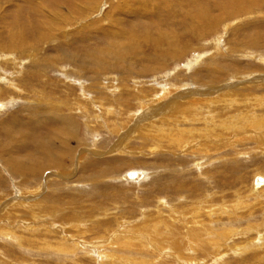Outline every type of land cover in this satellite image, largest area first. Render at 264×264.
Masks as SVG:
<instances>
[{
  "label": "rangeland",
  "instance_id": "obj_1",
  "mask_svg": "<svg viewBox=\"0 0 264 264\" xmlns=\"http://www.w3.org/2000/svg\"><path fill=\"white\" fill-rule=\"evenodd\" d=\"M77 1L0 0V264H264V128L206 130L179 148L157 138L150 127L163 116L153 117L139 104L144 99L150 110L164 106L160 93L171 83L167 106L174 105L166 113L171 118L198 107L199 96L181 93L200 89L207 95L216 87V95L201 97L213 99L208 109L217 119L247 113V99L264 96V40L250 44L264 33V2L258 10L261 29L249 26L245 14L201 40L196 31L177 26L179 41L192 43L190 52L173 60L165 54L168 60L161 62L155 53L168 46L163 39L156 44L147 38L157 42L159 33H172L170 22L177 23L162 0H85L92 9L78 20ZM177 1L166 3L177 11ZM147 6L150 16L143 15ZM56 13L70 22L62 24ZM217 39L222 40L219 54ZM197 57L202 59L188 67ZM39 110L73 117V132L61 125L51 132L45 121L10 122ZM181 124L190 128L188 122ZM5 129L9 135L4 136ZM52 136L57 137L54 148L62 144L71 152L59 161L66 171L60 170L62 164L28 178L12 171L18 151H28L29 160L20 162L31 164L44 157ZM138 172L145 174L143 180ZM238 201L246 204L235 214L208 217L210 208L222 210ZM256 225L262 226L250 228ZM231 226L246 234L225 238L219 249L211 247L215 232ZM123 236L143 242L131 251L118 250ZM45 240L90 252L56 253L43 246ZM253 241L255 246L240 249Z\"/></svg>",
  "mask_w": 264,
  "mask_h": 264
},
{
  "label": "bare ground",
  "instance_id": "obj_2",
  "mask_svg": "<svg viewBox=\"0 0 264 264\" xmlns=\"http://www.w3.org/2000/svg\"><path fill=\"white\" fill-rule=\"evenodd\" d=\"M63 1V0H62ZM71 2L70 0H67V2ZM79 1V2H78ZM75 4L73 5H76V8L77 6L79 7V9H77L76 13H77V16L76 19H82L84 18V16L86 17V12L88 13L89 10L92 9V7L89 5H86L85 4V0H78ZM81 1V3H80ZM172 1V0H171ZM175 1V0H173ZM60 2V1H58ZM128 2V1H127ZM264 2V0H178L174 5L175 6H179V9L176 11L174 10V8L169 4V3H166V0H162L161 3L166 5L168 7V12L167 14L169 13V15H171L173 18V21L174 20H177V23L175 22H170L171 26L173 25V28H170L171 29V32H161L159 33V35H157V42L153 40V38H147L149 37L148 34H145V37L147 38V40H152V42H155L156 44L159 42L160 43V40L163 39V42L164 44H166V46H168L167 48H165L166 50H164V52L162 54H156L155 53V56L159 59V60H162L161 62H166L168 59L164 56L165 54L171 58L172 60L173 59H176V58H180V57H186L185 55L188 54L190 52L189 48L191 49V45L192 43L188 44V45H183L179 39H180V30L177 29L176 27L178 26L179 28H183L184 26L189 29V30H193V31H196L197 32V38H200V40L203 38H205V36L212 32L214 29H216L218 26H221L223 23H228L231 19L233 18H237V19H240L241 16L243 14H245V16L251 20V23L249 26H256L257 29H261L263 26L262 25H259L260 22H262L261 20L263 19L262 18V13L258 10H260L261 6H262V3ZM56 3V2H55ZM125 3V2H124ZM57 4V3H56ZM59 4V3H58ZM70 5V3H68ZM126 4V3H125ZM66 6V5H65ZM68 6V5H67ZM57 7V6H56ZM55 7V8H56ZM70 7V6H69ZM72 7V5H71ZM74 7V6H73ZM91 7V8H90ZM45 8V6L43 7V9ZM153 8V7H152ZM158 8V7H157ZM143 9V8H142ZM149 10H152L149 6H147V8L145 9L146 12L143 13V15H147V16H150L151 13H149ZM162 10L165 11V9L162 8ZM81 14L80 15V13ZM143 11V10H142ZM43 12V10H42ZM45 12V11H44ZM43 12V15H45V13ZM152 12V11H151ZM180 12H183L185 15H186V18H184V16L182 17L181 15L177 14V13H180ZM153 13V12H152ZM166 14V12H165ZM75 15V13H74ZM80 15V16H79ZM56 16L60 19V21H62V24H66V23H69L70 22V18L67 17V18H64V16H62L60 13L57 14L56 13ZM54 20V19H53ZM160 22H163V21H160ZM165 22V21H164ZM232 22V21H231ZM40 23V22H39ZM41 23H43L44 25H46L45 21H41ZM154 23V22H153ZM158 23V22H157ZM167 23V22H165ZM244 22L240 23V24H243ZM259 23V24H258ZM156 24V23H155ZM175 24V25H174ZM162 26V24H160ZM190 25V26H189ZM156 26V25H155ZM249 26H245L244 27V32H247V30L249 29ZM66 27V26H65ZM45 28V27H44ZM57 29V28H56ZM19 32V31H18ZM149 33V31L147 32ZM219 33V32H218ZM13 34V33H12ZM188 34V33H187ZM190 34V33H189ZM188 34V35H189ZM24 35V34H23ZM144 38V37H142ZM183 38H186V37H183ZM20 39V38H19ZM196 39V38H195ZM141 40V39H140ZM261 41V40H264V33L263 34H260V36H255L253 41L250 42V44H253V43H256L257 41ZM20 41V40H19ZM179 42V43H178ZM215 48H216V51L215 53L216 54H219V53H222V50H221V47H222V40L221 39H217L215 42ZM25 45V44H24ZM190 45V46H189ZM161 46V45H160ZM7 48V47H6ZM19 48V47H18ZM163 48V47H162ZM11 50V48H9ZM17 50V49H16ZM8 54V53H7ZM11 54V53H10ZM244 55V54H243ZM255 55V54H254ZM245 56V55H244ZM250 56V55H249ZM257 56V55H256ZM255 56V57H256ZM12 57V56H11ZM248 57V56H247ZM198 58V57H197ZM195 58L193 61L189 62V64H187L188 67L190 66H193L194 64H197L196 61H199L200 59L202 58ZM244 58V57H243ZM183 59V58H182ZM181 59V60H182ZM5 60V59H4ZM17 60V59H15ZM257 60V59H256ZM10 61V60H9ZM260 61L264 63V55H261L260 54ZM206 62V61H204ZM11 63V62H10ZM23 63V62H22ZM20 66V65H19ZM22 66V65H21ZM26 67V66H25ZM3 71V70H2ZM24 71V69H23ZM5 72V70H4ZM19 72V71H18ZM69 75V74H68ZM73 77V76H72ZM10 80V79H9ZM196 80V78H195ZM3 81V80H2ZM197 81V80H196ZM168 82V81H166ZM10 83V81H9ZM15 83V82H14ZM164 85V84H163ZM3 86V85H2ZM11 86V85H10ZM115 86V85H114ZM155 86H160L159 85H155ZM181 86V85H180ZM179 86V87H180ZM201 87V86H199ZM1 88V87H0ZM6 88V87H5ZM18 88V87H17ZM154 88V87H153ZM163 88V94L160 93V95H162L160 98L159 101H161L159 104H163L164 103V106H156V109H153V110H150L149 108H152V106H150L149 108L146 106V100L144 99H141V101H139V104H140V107L141 108H147L146 111L150 112V115L154 114L153 117H157V116H163V117H160L159 120L157 121H161V123H163L161 126H159L158 124H156L155 122H152L151 120V125L150 127L153 128V130H155V132L157 131V138L160 137V138H165L167 139L168 141H170L171 143H174V144H178L179 148L182 147L184 144H191L193 143V141H196V136L197 134L201 135L202 132L206 131V130H209V131H212L215 132L216 128H220L219 130L220 131H229L230 129H237V128H240V130H244V126L247 127V126H251L253 125L255 128L257 129H260V128H264V124L262 125L263 121H264V114L260 115L259 116V113L258 110H264V96L263 97H255L253 100L251 99H247V101H249L247 103V105H249V108L247 110V113H244V112H238L237 114L235 115H230L227 119H222V117L220 116V119H217L219 117L216 116V114L211 110V109H208L210 104H213V99L210 98V100H205L203 99L201 96H205L206 93L203 92V90H200V89H197L195 91H188L187 93H181L180 95H183V97L187 96V95H193V96H199V100L196 102L195 106L198 105V107L196 108V111L195 113H189V114H183L177 118H171L170 115H166V113L168 112L167 110H170L169 108H171L174 103H170V107L167 106V101L168 100H171L172 97H168L170 94H172L173 89L171 87V83H167V85L165 84ZM218 88V87H216ZM216 88H213L211 90H209L207 92V95L209 96L210 95V92L213 91V94L216 95L217 93L215 91ZM11 90L13 89L12 87L10 88ZM107 89V88H106ZM176 89V88H175ZM16 90V89H15ZM18 90V89H17ZM162 90V89H161ZM206 90V89H205ZM178 91V89H177ZM5 92V91H4ZM18 92V91H16ZM82 92V91H81ZM145 92V91H144ZM119 93V92H118ZM227 94L229 93H232V91L228 90L227 92H225ZM116 94V93H115ZM143 94V93H142ZM141 94V95H142ZM158 95V94H157ZM207 95L205 97H207ZM116 96V95H115ZM177 96V94L175 95ZM231 96H234L233 94ZM204 97V98H205ZM210 97V96H209ZM156 98V97H155ZM154 98V99H155ZM151 99V98H150ZM207 99V98H206ZM84 100V99H83ZM92 100V99H91ZM156 100V101H158ZM164 100V101H163ZM230 100L232 102H234L233 104H236V99L234 98H230ZM96 101V100H95ZM98 101V100H97ZM156 101H153V103L155 104ZM52 104V102H50L49 100V105ZM89 104V103H88ZM97 104V103H96ZM99 104V103H98ZM152 104V103H150ZM93 105V104H92ZM232 105V104H231ZM89 106V105H88ZM97 106V105H96ZM261 109H260V107ZM205 107H207V109H205ZM227 107V105H226ZM5 108V107H4ZM110 108V107H109ZM114 108V107H113ZM100 109V108H99ZM101 110V109H100ZM117 110V109H116ZM165 115L163 114H160L162 113L163 111ZM227 112L229 113V109L227 108ZM1 111V110H0ZM104 111V110H103ZM173 111V110H172ZM41 112V113H39ZM60 112V111H59ZM174 112V111H173ZM232 112V111H231ZM155 113H158V114H155ZM262 113V112H261ZM48 114V115H47ZM47 114H44V111H38V113H36L35 115H30L28 116L26 119L25 118H22V119H19L17 118L16 116H13L12 118H10V122L13 124V123H17L19 120L21 121H25L26 124H34V123H39V122H44L45 121V124L47 125H50V126H47L49 127V130L51 132H55L53 129L58 127V125H61V126H64L65 129L63 130H66L67 132L69 131H72L73 132V126H74V122L75 121L73 119V117L70 116V118H67L66 116L65 117H62L60 118V114L56 111H47ZM160 114V115H159ZM104 115V114H103ZM108 115V114H107ZM111 116V115H110ZM22 117V116H21ZM90 118V117H89ZM191 118V119H190ZM118 119V118H117ZM164 119H167V120H164ZM181 120V121H178V120ZM138 120V119H137ZM176 120V121H175ZM259 121V123H256V121ZM148 121V122H149ZM49 122V123H48ZM116 122V121H115ZM181 122H188L190 123V128L186 129V128H182V124ZM109 123V122H108ZM124 123V122H123ZM166 123V124H165ZM195 123L197 124H200L202 123V125L204 126V128H200V127H196L195 126ZM66 124V125H65ZM103 124V123H102ZM111 125V124H110ZM120 124H116L115 127H119ZM126 126V125H125ZM143 126V125H142ZM105 127V126H104ZM202 127V126H201ZM16 128V127H15ZM26 128V127H25ZM28 128V127H27ZM26 128V131L29 130ZM60 128V127H59ZM58 129V128H56ZM62 129V128H60ZM148 129H146L147 131ZM6 131V129H5ZM40 131V130H39ZM60 131V130H59ZM120 131V130H118ZM7 132V133H6ZM6 132H3L4 136L6 135H9L8 132L9 131H6ZM28 132V131H27ZM43 132V131H42ZM151 132V131H150ZM36 133V132H35ZM151 135V134H150ZM154 135V134H153ZM194 138L193 140H191L190 138ZM56 138L55 136H52L50 140H48V144H50V148L48 149H45L42 151V153L44 154V157H40L38 160H35L33 162H29L31 164H22L20 161H21V158L25 159L26 161L29 160L28 156L30 155L28 153V151H18V154H17V158H16V164H13L11 167H12V171L13 172H16L18 171V174L20 173L24 178H28L30 176H32L33 172H39V174L42 173L43 171V168H57V167H60L61 164H62V167H60V170L62 169L63 171H66L67 169H64V165L63 163L61 162V164L59 163L60 161V158L61 160L65 157V154L68 155V153L70 152L69 150H66L65 148L63 149L62 147V144L60 147L58 148H54L53 146L56 145ZM156 138V137H155ZM189 139V140H188ZM226 141V140H225ZM221 142V141H220ZM19 144L22 143L21 141L18 142ZM157 145L159 143L156 142ZM222 143V142H221ZM227 143V142H226ZM18 144V145H19ZM193 145V144H192ZM236 145V144H235ZM201 146V145H200ZM194 147V146H193ZM192 147V148H193ZM203 147V146H202ZM196 148V146H195ZM194 148V149H195ZM16 149H19V148H15ZM193 149V150H194ZM197 150V149H196ZM206 150V149H205ZM158 151V150H157ZM22 152V153H20ZM196 152V151H194ZM201 152V151H200ZM71 153V152H70ZM189 153V152H188ZM209 154V153H208ZM202 155V154H201ZM200 155V156H201ZM201 158V157H200ZM205 158V157H204ZM213 159V158H212ZM199 165V164H198ZM16 167V168H15ZM65 173V172H63ZM137 175L139 176L138 179L141 180L142 178V175H145V174H141L140 172L137 173ZM20 176V175H19ZM66 176V175H65ZM136 177V174L133 175V177ZM141 176V177H140ZM137 179V181H138ZM143 180V179H142ZM264 178L261 180L263 181ZM260 181V182H261ZM136 182V181H135ZM40 186V185H39ZM256 186H259V185H256ZM264 187V186H263ZM255 188V187H254ZM28 189V188H27ZM258 189V188H257ZM29 190V189H28ZM260 192V191H259ZM260 194V193H259ZM24 195V194H23ZM253 195V194H252ZM249 197V196H248ZM240 199V198H239ZM213 202L210 203V205L212 204ZM260 203V201H259ZM246 203L243 202H240L238 201V203L234 204V205H230L229 208H226V209H223L224 207H222L221 209L222 210H219L217 208H210L209 210H207L206 212L208 213V217H210V215L212 216H218V215H222V214H229V213H233L235 214L237 210L239 209H242L244 207ZM256 204V203H255ZM209 205V204H207ZM206 206V205H205ZM226 206V205H225ZM201 207V206H200ZM218 207V206H217ZM227 207V206H226ZM248 207V206H247ZM197 208V207H196ZM201 209V208H200ZM199 209V210H200ZM198 210V211H199ZM194 214V213H193ZM199 215V214H198ZM197 215V216H198ZM201 215V214H200ZM205 217V216H204ZM239 217V216H238ZM197 218V217H196ZM195 218V219H196ZM213 218V217H212ZM215 218V217H214ZM233 218V217H232ZM235 219V218H234ZM122 220V219H120ZM198 220V219H197ZM240 220V219H239ZM237 221V220H235ZM223 221H221L222 223ZM21 223V222H20ZM218 223V222H216ZM225 224V223H224ZM223 224V225H224ZM213 225V224H211ZM233 225V224H232ZM19 226H22L21 224ZM36 226V225H35ZM81 226H83V224H81ZM262 225H256V226H250V228H253V229H256V227H260ZM13 227V226H12ZM80 227V226H79ZM122 227V226H121ZM210 227V226H209ZM214 227V226H213ZM30 228V227H29ZM28 228V229H29ZM205 228V227H204ZM32 229V227H31ZM1 230V229H0ZM9 230V228H8ZM45 230H48V229H45ZM224 231V229H222ZM251 230V229H250ZM21 231V230H20ZM24 231V230H23ZM34 231V230H33ZM128 231V230H127ZM1 232V231H0ZM14 232V231H13ZM210 232V230H209ZM218 232V231H216ZM213 235V240L211 242L210 245H212L211 247L213 248H216V249H219L221 248V244H220V241H223L225 238H230L231 236H234V235H244L246 234L245 232L243 231H237L236 228L233 229V227H229L225 230V233H216ZM3 233V232H1ZM32 233V232H31ZM36 233V232H35ZM37 234V233H36ZM35 234V235H36ZM211 234V233H210ZM34 235V234H32ZM83 235V234H82ZM62 236V235H61ZM209 236V235H208ZM215 236V237H214ZM6 237V236H5ZM13 237V236H12ZM47 237V236H46ZM51 237V236H50ZM65 237V236H64ZM245 237V236H244ZM62 239H64L63 237H61ZM117 238V237H116ZM216 240H215V239ZM27 239V238H26ZM118 239V238H117ZM117 239H116V242H117ZM232 239V238H231ZM114 240V239H113ZM22 241V240H21ZM66 241V240H65ZM142 241L141 240H135L133 238H128V237H124L121 238L119 241H118V247H120L118 250L120 249H123L124 251L128 250V251H131L133 248L136 247V243H140ZM23 242V241H22ZM113 242V241H112ZM143 242V241H142ZM205 242V241H204ZM225 242V241H224ZM85 243V242H83ZM80 244V243H78ZM143 244V243H142ZM224 244V243H223ZM255 242H248L246 245L244 244V246H241L240 249H243V247L245 248H251V246H255ZM84 245V244H83ZM22 246V245H21ZM43 246H45L47 249H50V250H53L54 252L56 253H61V252H64V253H73V251H83L84 254H86L87 252H90L89 249L87 248V252H85V250H83L79 245L75 244V245H72V248L69 247V244L67 245V243H64V242H60L57 246H53L51 241H44L43 243ZM106 246V245H105ZM114 246H115V243H114ZM117 246V245H116ZM115 246V247H116ZM223 246V245H222ZM20 247V245H19ZM89 247V246H88ZM92 247V246H91ZM143 247V245H142ZM228 248V247H227ZM237 248V247H236ZM73 249V250H72ZM99 250V249H97ZM111 250V249H110ZM113 251H116L118 252L117 250H115V248L113 249ZM82 252V253H83ZM79 253V252H78ZM88 254V253H87ZM98 254V253H97ZM219 254V252H218ZM69 255V254H68ZM74 255V254H73ZM78 255V254H77ZM80 255V254H79ZM92 255V254H90ZM111 259L114 258L115 254L114 255H110L108 254ZM65 256V255H64ZM125 256V255H124ZM92 257V256H91ZM69 258V256H68ZM76 258V256H75ZM74 258V259H75ZM87 258V257H86ZM104 258V257H103ZM79 259V258H78ZM73 260V259H72ZM74 261V260H73ZM116 261V260H115ZM139 261V260H138ZM111 262V261H110ZM112 263V262H111Z\"/></svg>",
  "mask_w": 264,
  "mask_h": 264
}]
</instances>
